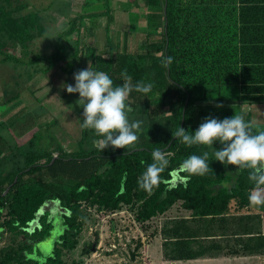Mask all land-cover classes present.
Returning a JSON list of instances; mask_svg holds the SVG:
<instances>
[{"label":"trees","instance_id":"16d2710c","mask_svg":"<svg viewBox=\"0 0 264 264\" xmlns=\"http://www.w3.org/2000/svg\"><path fill=\"white\" fill-rule=\"evenodd\" d=\"M100 1L106 3L105 16H111V0ZM133 2V8L143 5L140 0ZM29 5L0 0V65L24 59L12 51L20 49L28 55L30 46H37V39L47 35L43 13H25ZM87 7L94 4L89 2ZM141 7L140 15L147 21L141 51H128L127 36L121 51L113 37L106 52L87 58L92 47L82 26L83 15L59 33L51 55L38 52L29 60L30 65L48 64L44 70L37 68V73L59 69L70 75L87 55L93 70L107 72L116 85L123 83L121 73L126 69L133 84L143 81L154 87L147 97L135 91L129 97L130 118L143 121L135 149L109 147L101 151L94 143L101 137L94 130L81 128L83 109L75 149L65 148L56 134L47 131L57 125L54 119L44 130L49 137L44 147L41 130L27 134V128L35 125L19 124L20 139L12 145L0 134V239L7 232L32 242L5 251L0 264H64L63 251H73L79 245L85 209L109 215L132 209L135 221L143 226L177 201L202 218L225 216L231 202L250 205L253 185L248 170L221 164L206 146L181 144L172 131L180 126L194 133L206 117L223 120L234 114H244L254 131L264 130V118L259 114L254 119L250 112L264 104V0H145L146 10ZM97 11L91 15L96 17ZM168 56L173 62L165 68L161 59ZM222 147L219 142L213 145L216 150ZM157 148L172 155L161 183L148 192L138 186V178L152 163ZM205 151L210 154L213 171L188 178L181 162ZM175 175L178 181L173 184ZM56 206L61 210L54 215ZM117 217L115 221L124 219ZM54 229L61 234L52 256L44 261L30 258L27 253H34L36 245ZM142 248L139 240L131 257Z\"/></svg>","mask_w":264,"mask_h":264},{"label":"rangeland","instance_id":"374dc122","mask_svg":"<svg viewBox=\"0 0 264 264\" xmlns=\"http://www.w3.org/2000/svg\"><path fill=\"white\" fill-rule=\"evenodd\" d=\"M20 1L32 3L35 0ZM50 1V7L62 12L69 11V9L65 10L68 4L65 0H57L55 3L52 0ZM140 3L145 8V0H140ZM141 6L138 8L136 15L128 12L129 19L136 20L134 24L140 23L138 24L140 28L138 27L136 34H127V39L130 40L128 51L131 53L141 51V48L145 46L147 21L143 20L140 15L142 14L141 11H143ZM125 16V14H122V16L116 17L123 18ZM141 25L145 26L144 29H142ZM48 30L49 32L46 36H54L55 38H45V36L40 40L37 39V48L31 45L30 48L32 50L28 55L22 54L20 49L12 51L17 57L22 56L24 58L19 62H11L7 65L8 67L13 66L16 72L7 73L3 67L0 68V134L8 144L12 145L18 143L20 139L19 136L17 137V133L19 135L21 133L18 128L19 124L24 127L35 125L34 129L32 128L33 126L27 128V134H31L35 129L41 130L43 137L41 144L44 147L48 143L46 139L49 138L44 130L47 129L46 127L51 126V122L54 119L58 122L57 125L47 131L56 134V139L65 148L75 149L80 137L79 115L83 108L76 103L79 99V93L69 94L66 88L62 87L63 84L74 86V75L66 74L61 72V70L59 71V69L58 72L60 73L55 69L49 73L44 71L37 73V68L44 70L48 67V64L42 61L36 65H30L29 61L35 53L40 52L43 55H51L53 53L54 42L57 40L58 35L55 28L50 26ZM109 30L110 32L112 31V38L114 37L116 40H119L120 36L123 37L126 32L119 29V27L114 29V32L111 28ZM113 33L116 35L113 36ZM73 72L75 73L76 71ZM68 80L70 82H67ZM63 95H66V97ZM250 112L254 119L259 117V114L260 117L264 118V104L255 106ZM60 210L58 206L54 207L53 214H60ZM134 214L135 211L132 209L131 211L129 209L125 210V217L120 222L115 221V217L113 219L109 214L100 213L94 209H85L83 214L85 221L82 233L79 236V245L73 251H63L64 264H72L73 262L77 264H145L144 260L142 261L141 259V250L137 251L138 255L135 258L131 257V249L135 248L139 240L143 244L142 250H144L146 255L148 250V247L144 246L143 243V238L147 235L142 231L138 222H136L138 227L135 226ZM117 216V218H121V215ZM58 224L59 220H57V227L59 228ZM146 227L151 229L152 225ZM33 232L34 228L29 230L30 235ZM60 234L61 232L58 229L51 232L50 237L45 238V241L36 245L34 253H27V255L40 261L52 256ZM24 242L32 243L26 236L17 237L4 232L0 239V262L5 256V251L18 250ZM145 254L144 257H146ZM11 264L18 263L13 262Z\"/></svg>","mask_w":264,"mask_h":264},{"label":"crops","instance_id":"0c3cea01","mask_svg":"<svg viewBox=\"0 0 264 264\" xmlns=\"http://www.w3.org/2000/svg\"><path fill=\"white\" fill-rule=\"evenodd\" d=\"M56 1L52 0L53 3ZM65 1L68 3L65 9H69L68 12L50 7V0H35L30 3L25 13L34 10L42 12V23L47 29V34L48 27L51 26L55 28L57 35L68 29L72 19L85 15L82 26L92 47L91 51L94 52L87 58L106 52L105 48L112 38L110 28L113 32L118 27L126 31L117 41L121 51L122 44L127 41V34L137 33L140 23L134 24L136 20H131L128 16L138 10L131 6L133 0H111L109 8L114 13L108 17L104 14L105 1ZM89 2L94 4L93 8L87 7ZM94 10H98L96 17L91 15ZM122 14L126 16L117 18ZM144 27L142 26V29ZM114 35L116 34L113 33ZM86 56L81 57L72 74L73 71L88 68L91 61ZM8 64L10 63L2 64L0 68L3 67L7 73L16 72L15 68L8 67ZM55 70L58 72V69ZM177 181L178 177L175 175L173 184ZM148 225H152V228L146 227ZM143 226L140 224V228L147 235L144 237V246L148 247L145 255L149 257L147 259L151 264H264V208L258 210L251 205L241 207L231 202L225 216L202 218L195 216L183 201H177L163 214L157 215Z\"/></svg>","mask_w":264,"mask_h":264},{"label":"clouds","instance_id":"9594fccd","mask_svg":"<svg viewBox=\"0 0 264 264\" xmlns=\"http://www.w3.org/2000/svg\"><path fill=\"white\" fill-rule=\"evenodd\" d=\"M172 62L171 56L161 59L165 68L170 67ZM73 75L75 85L63 84L62 87L69 94L79 93L76 103L83 108L81 128L94 130L101 137L94 142L101 151L109 147L135 149L143 121L130 118L133 109L129 106V97L133 91L147 97L154 85L143 81L133 84L126 69L121 73L123 83L116 85L107 72L93 70L91 63L87 69ZM172 135L187 147H208L212 150L214 160L221 164L235 166L240 171L248 170V179L253 185L248 196L249 203L258 210L264 208V130L254 131L244 114H234L223 120L206 117L194 133L179 126L172 131ZM217 142L223 146L221 150L213 148ZM171 155L159 148L153 150L152 163L147 165L138 178L141 189L151 192L159 186L162 174L170 164ZM209 161L210 154L205 151L202 155L193 154L185 158L180 168L187 173L188 178L193 175L203 177L213 171Z\"/></svg>","mask_w":264,"mask_h":264},{"label":"built area","instance_id":"2783aa9c","mask_svg":"<svg viewBox=\"0 0 264 264\" xmlns=\"http://www.w3.org/2000/svg\"><path fill=\"white\" fill-rule=\"evenodd\" d=\"M125 214V211H122V212H120L119 214L118 213H113V214H111V216L112 217H115V216H117V215H121V216H124V214ZM125 217V216H124ZM135 220V219H134ZM134 224H135V226H137V223H136V221H134ZM138 227V226H137ZM143 243H144V245H145V243L146 242H144V238H143ZM142 255H141V259H142V261L144 260V263L145 264H151L149 261H148V259H146V257H144V250H142Z\"/></svg>","mask_w":264,"mask_h":264}]
</instances>
